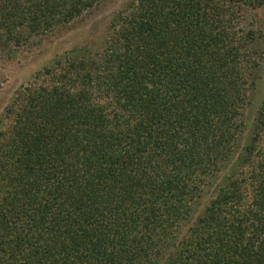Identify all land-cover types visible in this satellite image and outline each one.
Masks as SVG:
<instances>
[{"label": "trees", "instance_id": "1", "mask_svg": "<svg viewBox=\"0 0 264 264\" xmlns=\"http://www.w3.org/2000/svg\"><path fill=\"white\" fill-rule=\"evenodd\" d=\"M103 0H0V56ZM264 0H123L0 112V264H264Z\"/></svg>", "mask_w": 264, "mask_h": 264}, {"label": "rangeland", "instance_id": "2", "mask_svg": "<svg viewBox=\"0 0 264 264\" xmlns=\"http://www.w3.org/2000/svg\"><path fill=\"white\" fill-rule=\"evenodd\" d=\"M123 0H103L83 12L68 24L38 35L27 46L10 57L0 56V112L11 93L25 83L35 71L56 54L74 47L86 46L99 50L103 46L104 32L100 21L109 10L118 7ZM257 32L250 47L256 52L258 68L255 71V87L249 94V103L243 113V128L238 141L247 143L252 132L254 118L264 98V5L247 15Z\"/></svg>", "mask_w": 264, "mask_h": 264}]
</instances>
